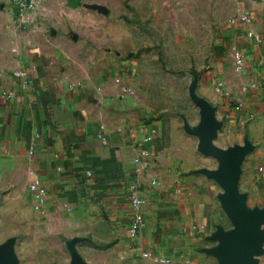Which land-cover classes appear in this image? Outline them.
<instances>
[{
	"label": "crops",
	"instance_id": "crops-1",
	"mask_svg": "<svg viewBox=\"0 0 264 264\" xmlns=\"http://www.w3.org/2000/svg\"><path fill=\"white\" fill-rule=\"evenodd\" d=\"M34 2L0 0V226L61 227L102 264H216L209 137L262 207L264 0Z\"/></svg>",
	"mask_w": 264,
	"mask_h": 264
},
{
	"label": "water",
	"instance_id": "water-1",
	"mask_svg": "<svg viewBox=\"0 0 264 264\" xmlns=\"http://www.w3.org/2000/svg\"><path fill=\"white\" fill-rule=\"evenodd\" d=\"M211 142L212 137H209L204 151L222 163L221 169L213 176L223 190L222 208L235 225L232 233L219 234L218 246L213 250V255L220 264H255L253 257L260 251L263 241L260 225L264 221V209L250 211L245 208L234 180L237 155L216 151L212 149ZM0 264H16L10 248L0 249Z\"/></svg>",
	"mask_w": 264,
	"mask_h": 264
},
{
	"label": "rangeland",
	"instance_id": "rangeland-1",
	"mask_svg": "<svg viewBox=\"0 0 264 264\" xmlns=\"http://www.w3.org/2000/svg\"><path fill=\"white\" fill-rule=\"evenodd\" d=\"M252 204H259L262 206L260 210H263L264 196L256 198ZM224 215L227 220H225L222 230L232 233L235 230V225L225 212ZM40 223L31 228L9 223L0 226V249L10 248L16 264H102L100 259L89 260L84 256L77 241L61 235V227L49 228L40 225ZM260 233L263 236V241L260 251L253 257L255 264H264V221L260 225ZM91 256L93 257V255ZM91 256L89 255V257ZM216 261V264H220L218 260Z\"/></svg>",
	"mask_w": 264,
	"mask_h": 264
},
{
	"label": "built area",
	"instance_id": "built-area-1",
	"mask_svg": "<svg viewBox=\"0 0 264 264\" xmlns=\"http://www.w3.org/2000/svg\"><path fill=\"white\" fill-rule=\"evenodd\" d=\"M18 2V7L20 11H31L35 7L34 0H16ZM235 59L237 60V63L240 64V56L235 53L234 55ZM31 193L33 194V197L37 201V204L35 205V209L39 210V208L45 203L46 200V188L43 184H41L39 181H34L31 184ZM131 197V209L134 216L133 223L131 227L129 228V234L131 237H134L137 233V230L141 227L143 223V201L139 198L136 191L133 189V191L130 194ZM143 258H147V254H143ZM156 264H167V261L164 259H156L154 261Z\"/></svg>",
	"mask_w": 264,
	"mask_h": 264
}]
</instances>
